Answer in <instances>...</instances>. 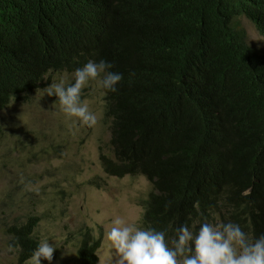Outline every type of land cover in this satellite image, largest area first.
<instances>
[{
	"label": "trees",
	"instance_id": "16d2710c",
	"mask_svg": "<svg viewBox=\"0 0 264 264\" xmlns=\"http://www.w3.org/2000/svg\"><path fill=\"white\" fill-rule=\"evenodd\" d=\"M239 18L264 39V0H0V111L52 73L109 62L122 80L104 95L112 158L99 159L110 176L151 184L144 229L170 241L183 224L232 222L258 238L264 54ZM37 223L9 230L19 263L39 245ZM98 248L82 234L77 264H96Z\"/></svg>",
	"mask_w": 264,
	"mask_h": 264
},
{
	"label": "rangeland",
	"instance_id": "374dc122",
	"mask_svg": "<svg viewBox=\"0 0 264 264\" xmlns=\"http://www.w3.org/2000/svg\"><path fill=\"white\" fill-rule=\"evenodd\" d=\"M246 43L264 54V39L245 18L238 19ZM61 79L74 83L73 74L52 73L49 83L19 95L0 111V264L18 262L9 251L11 227L36 217L34 236L55 245L51 264H77L82 234L99 241L96 264H115L107 233L112 221L123 218L142 224L144 201L152 189L142 175L110 176L99 156L112 158L109 120L102 89L90 82L81 100L97 114L94 127L80 126L60 110L44 88ZM41 264H49L41 260Z\"/></svg>",
	"mask_w": 264,
	"mask_h": 264
},
{
	"label": "clouds",
	"instance_id": "9594fccd",
	"mask_svg": "<svg viewBox=\"0 0 264 264\" xmlns=\"http://www.w3.org/2000/svg\"><path fill=\"white\" fill-rule=\"evenodd\" d=\"M112 68L104 60L89 59L74 71V83L66 84L61 79L44 88V92L58 100L61 112L69 119L74 118V123L94 127L98 116L81 100L82 90L94 81L104 90V95L116 92L122 74L111 71ZM193 228L195 225L178 226L169 241L164 231L144 229L136 222L117 217L112 221L107 240L114 250L115 264H264V234L253 239L232 222L215 226L205 222L197 231ZM55 250L56 246L48 240L41 241L32 253L30 264H41L42 259L51 264Z\"/></svg>",
	"mask_w": 264,
	"mask_h": 264
}]
</instances>
